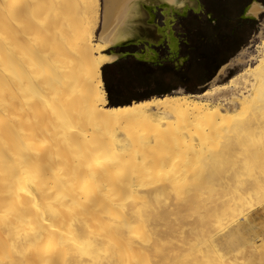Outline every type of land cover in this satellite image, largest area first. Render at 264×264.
<instances>
[{"label": "bare ground", "instance_id": "6f19581e", "mask_svg": "<svg viewBox=\"0 0 264 264\" xmlns=\"http://www.w3.org/2000/svg\"><path fill=\"white\" fill-rule=\"evenodd\" d=\"M201 8L200 0H0V264H235L225 254L237 243L257 251L264 34L253 65L198 95L115 105L101 77L123 55L117 46L144 44L132 55L157 62L152 45L167 43L175 56L171 23ZM262 8L253 1L243 17ZM234 84L243 90L213 99ZM229 99L237 108L222 109ZM243 210L251 212L238 219Z\"/></svg>", "mask_w": 264, "mask_h": 264}, {"label": "trees", "instance_id": "16d2710c", "mask_svg": "<svg viewBox=\"0 0 264 264\" xmlns=\"http://www.w3.org/2000/svg\"><path fill=\"white\" fill-rule=\"evenodd\" d=\"M206 7L218 15L222 12V47L235 41L237 44L247 38L250 30L254 27L255 21L249 19H238L235 16L241 7L250 0H202ZM264 2V0H260ZM250 3V2H249ZM230 18V20H228ZM232 25L236 26L234 34L229 35ZM228 42V43H227ZM233 49V50H234ZM228 55L222 57V63ZM200 63H186L182 68L175 69L170 63H163L156 66H146L142 61L127 57L105 63L101 66V77L106 91V97L110 104H124L131 100L148 98L153 94L162 95L170 90L183 87L185 90L198 92L196 86L208 81L212 71L207 76L202 75V70L196 71ZM219 62L214 63L216 67ZM201 65V64H200ZM214 69V68H213ZM160 85L161 90L147 92L139 90L147 85ZM138 89V90H137ZM160 90V91H159Z\"/></svg>", "mask_w": 264, "mask_h": 264}, {"label": "flooded vegetation", "instance_id": "af4514ba", "mask_svg": "<svg viewBox=\"0 0 264 264\" xmlns=\"http://www.w3.org/2000/svg\"><path fill=\"white\" fill-rule=\"evenodd\" d=\"M200 2L202 3V8L199 12L188 10L185 15H176V18L181 17L182 21L178 23L180 29L172 28L173 33H176L175 36L178 39V51L175 56L171 58V53L167 43H161L157 46L152 45L158 55L157 62L145 61L138 58L137 60H140L144 63L149 62L155 66L170 62L175 69L182 68V66H184V63L198 62L201 65L199 64L198 66H196V71L202 70V75L199 76H207L212 71L213 73L210 79L213 78L217 74L222 64L226 63L232 56H234V54L239 50V48L246 44V42L250 38V35L255 32L256 20L251 17H243L244 6L246 4L248 5L250 2L249 1L241 7L239 13L235 16V18L253 20L255 21L254 27L250 30L247 38L237 44L236 49H234L236 46L235 41L230 42L226 47H222V38H225V36L222 35L223 14L222 12H220L218 15H216L213 10H210L206 7L205 3L202 0H200ZM157 9L158 10H156L154 14L160 11L162 22L158 23L155 17L154 19L159 25H161L163 23V14L161 13V10L159 8ZM176 18L171 23L172 25L175 24L174 21L176 20ZM228 20H230V18ZM235 30L236 26L232 25L229 29V35L234 34ZM136 46L137 48L134 49V47ZM144 47V44H129L126 46H117L115 47L116 50L114 51L123 53V55L120 56L118 59L126 57L134 58L135 56L133 57L132 55H127L123 57L125 55L124 52L127 54H133L135 51L141 50ZM225 55H228V57L222 63V57ZM173 58H175L176 61H173ZM180 58H183L182 63L179 62ZM176 62H179L180 65L176 66ZM217 62H219V64L214 67V63Z\"/></svg>", "mask_w": 264, "mask_h": 264}, {"label": "rangeland", "instance_id": "374dc122", "mask_svg": "<svg viewBox=\"0 0 264 264\" xmlns=\"http://www.w3.org/2000/svg\"><path fill=\"white\" fill-rule=\"evenodd\" d=\"M155 18H156V21L158 22V23H161L162 22V17H161V14H160V11H158L156 14H155ZM256 20V30H255V32L252 34V35H250V38H249V40L246 42V44H244L243 46H241L240 48H239V50L234 54V56H232L228 61H227V63H226V65H225V67H224V69H223V71L221 72V73H219V74H217L214 78H211V79H209L207 82H204V83H202V84H199V85H197L196 86V88H197V90H198V92H192V91H188V90H185L183 87H178V88H174V89H172V90H170V92L169 93H174V92H180V93H191V94H196V95H198V94H200L204 89H206V88H211V87H215L216 86V84L217 83H220V82H222V81H225V80H227L228 79V77H231L232 75H235V74H237L239 71H241L244 67H246V66H251V65H253L256 61H257V59H258V57H260L261 55L260 54H262L260 51H259V48H258V46L256 45L260 40H261V37L263 36V34H264V11L261 13V14H259L258 15V18L257 19H255ZM182 21V19H181V17H178V18H176V20L174 21V23L175 24H173L172 25V28L173 29H180V27L178 26V23L179 22H181ZM97 31H98V26L96 27V29H95V34L97 33ZM176 34V33H175ZM137 48V46L136 47H134V49H136ZM236 55H238L239 57H237L236 58ZM127 58V57H126ZM142 63H144V62H142ZM167 63H170V62H167ZM146 64V66H155V65H153L152 63H145ZM171 64V63H170ZM186 63H184V65H185ZM103 85H104V83H103ZM236 88V89H235ZM105 89V88H104ZM158 89H162V86H160V85H154V84H151V85H147V86H145V87H140L139 88V90H143V91H147V92H155V91H158ZM237 90V92H238V89L239 90H243L242 88H241V86L240 87H238V86H236L235 84L234 85H232L231 87H226V88H223V89H219L218 91H216V93L214 94V95H216V96H214L213 95V99H224V97L225 96H227L228 97V92L230 91V90ZM138 90V89H137ZM159 90V91H160ZM235 90H234V92H235ZM244 93H246V92H244ZM153 95H157V94H153ZM153 95H151V96H153ZM150 96V97H151ZM233 100H235V101H233ZM233 100H224V104H223V106H222V109H224V110H233V109H235V107L237 108V101H236V99H233ZM233 101V102H232ZM237 105V106H236ZM227 106V107H226ZM232 107H233V109H232ZM242 111V110H241ZM262 133V135H260ZM259 135H260V137H263V138H259V135H256L257 136V138H254L253 139V141L254 142H258V144L259 145H256V146H259V147H264V131L263 132H261ZM256 140V141H255ZM260 140V141H259ZM263 141V142H262ZM261 142V143H260ZM261 144V145H260ZM236 154H237V152H236ZM237 155H241L240 157L241 158H239V159H241L242 160V158L244 157V155L243 154H237ZM243 155V156H242ZM244 159V158H243ZM228 162V161H227ZM226 162V163H227ZM226 163H222V172L224 171L225 173L226 172H230V170H229V168L227 167L228 165L226 164ZM240 163H241V161H240ZM244 162H242V165H243V167L244 166H246L247 164H243ZM256 165L258 166V168L261 170V171H264V160H259L258 162H256L255 163V167H256ZM227 168H226V167ZM254 167V169H255V171L254 172H256V168ZM248 168V167H247ZM225 169V170H224ZM227 169V170H226ZM253 169V170H254ZM244 170H246L247 171V169H246V167H244V169H243V171ZM250 170V169H249ZM248 170V171H249ZM247 171V172H248ZM223 172V173H224ZM228 172V173H229ZM245 172V171H244ZM224 173V174H225ZM228 173H226V174H228ZM222 191H223V188H222ZM255 206V208L252 210V211H256L255 213H253L254 215H255V222H254V226H255V223H256V226L254 227L256 230V233H258L259 234V236L258 237H256V241H258V242H256L257 244L259 243V242H261L260 244H258V246H257V251H258V249L260 250V251H258V253H262L263 252V250L264 249H262V248H264V219H263V215H264V203H262V204H260V205H254ZM259 206V207H258ZM257 207V208H256ZM263 208V209H262ZM247 209V208H246ZM257 209V210H256ZM259 209V210H258ZM245 210V209H244ZM243 210V211H244ZM242 211V214H240V215H237L236 217H239L238 219H243V217H245V216H247L251 211H244V212H246V213H244ZM263 213L262 215L260 214L261 212ZM259 214V215H258ZM245 215V216H244ZM258 220H261V221H258ZM223 224V223H222ZM261 224H262V226H261ZM260 227V228H259ZM262 227V228H261ZM222 229L224 230V225H222ZM222 230V231H223ZM237 239H239V237L238 238H236V240ZM237 242H238V240H237ZM263 244V245H262ZM245 245H247L246 243H243V244H240V245H238V243H237V246H236V248H237V250L235 249V250H231L230 252H227L226 254H225V257H229V256H232V255H234L233 256V258L234 259H236V258H239L238 259V261L237 260H233V262L234 261H236V262H234L235 264H238L239 262V264H241V263H244V264H248V262H249V260L251 259L252 260V262H251V260H250V262H249V264H255L256 262H254V261H256V260H258V263H259V261H260V258L262 257V256H264V253L263 254H259V255H257L255 252H257V251H253V253L252 252H250L249 251V249H247V248H249V247H247V246H245ZM260 245H261V247H260ZM238 246H239V248H238ZM245 247H246V249H245ZM243 248V249H242ZM246 250H248V251H246ZM251 250V249H250ZM262 251V252H261ZM247 253V254H245V253ZM230 254V255H229ZM254 254V255H253ZM256 254V255H255ZM236 255V256H235ZM249 255H251V256H249ZM256 256V257H255ZM257 256H258V259H256L257 258ZM259 256H260V258H259ZM255 258V260H253ZM227 259V258H226ZM261 260H262V262L264 263V257H263V259L261 258ZM228 261H229V259H228ZM231 263V261H229V264ZM261 263V262H260ZM259 263V264H260ZM263 263H261V264H263ZM222 264H224V263H222Z\"/></svg>", "mask_w": 264, "mask_h": 264}, {"label": "crops", "instance_id": "0c3cea01", "mask_svg": "<svg viewBox=\"0 0 264 264\" xmlns=\"http://www.w3.org/2000/svg\"><path fill=\"white\" fill-rule=\"evenodd\" d=\"M253 1L259 3V4L263 7L262 10L259 11V12L257 13V17L254 18V19H257V18H258V15H259L261 12L264 11V2H262V1H260V0H250V3H249L248 5L252 4ZM248 5L246 4V5L244 6V9H245V7L248 6ZM243 13H244V12H243ZM237 57H239V56L236 55V58H237ZM226 63H227V62H226ZM226 63L222 64V66L219 68L217 74H219V73H221V72L223 71V69H224ZM221 69H222V71H220ZM217 74H216V75H217ZM216 75H215V76H216ZM215 76H214V77H215ZM214 77H213V78H214ZM228 78H229V77H228ZM225 81H226V80H225ZM222 82H223V81H222ZM177 88H178V87H177Z\"/></svg>", "mask_w": 264, "mask_h": 264}, {"label": "water", "instance_id": "95a60500", "mask_svg": "<svg viewBox=\"0 0 264 264\" xmlns=\"http://www.w3.org/2000/svg\"><path fill=\"white\" fill-rule=\"evenodd\" d=\"M243 12H244V9H243ZM127 55H132L131 53H128ZM133 56V55H132ZM134 57V56H133ZM135 58V57H134ZM135 59H137V58H135ZM173 61H176V59L175 58H173L172 59ZM176 65V64H175ZM178 65H180V64H178Z\"/></svg>", "mask_w": 264, "mask_h": 264}]
</instances>
